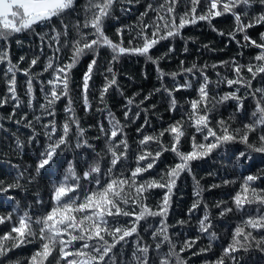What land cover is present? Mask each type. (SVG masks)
Here are the masks:
<instances>
[{
    "label": "snow or ice",
    "instance_id": "1",
    "mask_svg": "<svg viewBox=\"0 0 264 264\" xmlns=\"http://www.w3.org/2000/svg\"><path fill=\"white\" fill-rule=\"evenodd\" d=\"M256 24L264 26V0H0V107H10L0 121H12L0 133L18 154L0 155V264H264V32L254 38ZM190 26L235 42V54L211 66L226 74L212 80L207 63L183 60L179 72L165 71L178 42L184 52L196 43L185 35ZM133 58L145 77L154 70L157 86L128 95L116 65ZM116 92L123 121L106 103ZM155 96L172 114L159 128L149 124ZM209 160L222 162L223 175L209 171L202 185L195 169ZM185 177L194 199L173 218ZM25 246L29 255L13 259Z\"/></svg>",
    "mask_w": 264,
    "mask_h": 264
},
{
    "label": "trees",
    "instance_id": "2",
    "mask_svg": "<svg viewBox=\"0 0 264 264\" xmlns=\"http://www.w3.org/2000/svg\"><path fill=\"white\" fill-rule=\"evenodd\" d=\"M83 3V0H81ZM143 8H141V11ZM216 26L218 28L224 29L227 31L230 27V22L226 19L216 18ZM259 32H264V26H261L259 24L253 25L251 29V35L255 38ZM186 36H192L193 38H198L196 40L195 44L189 43L188 44V52H184L182 50L183 44L181 42H178L176 45L177 51L176 53L171 57L170 60L165 61L162 63V67L165 69L166 72L170 71H177L180 70L179 61L183 60L185 61V67L189 66L192 62H198L200 64L207 63L208 68L207 72L210 75L212 80L216 79V72L220 71L222 74H226L227 70L223 68V66H218L217 69H213L211 66L216 63L217 60H228L232 55L235 54V42L230 41V38L225 36L223 37L224 43L221 44V37L217 34L212 33L207 27H193L190 26L187 28L185 32ZM203 43H208L210 46H215L217 49L223 48V51H210V50H204L201 48V45ZM25 46H27V41H25ZM198 49H200L198 51ZM21 54V49L19 46L14 45L12 48V55L14 57ZM245 59H248L247 54L245 55ZM35 67V66H34ZM144 68L145 65L142 61L138 62L136 59H126L124 62L116 65V72H117V80L118 83L123 86L124 92L128 95H131L132 92H148L150 91L154 86H157L156 80L157 77L154 74V70L152 68L147 69V77L144 75ZM182 75V73H181ZM19 76H23V73H20ZM3 73L0 72V92H3L5 89L4 83H3ZM170 79V78H169ZM179 79V77H178ZM99 82V78H97V83ZM222 87L227 88V85H222ZM38 93V89H36ZM184 90H180L178 92V95H183ZM22 99L23 95L21 93ZM94 106H99L98 102L95 98H91ZM153 103L157 105L158 111L155 113L154 116L149 117V124H155L157 128H159L161 120L160 118H163V121L167 122L171 118V113L166 112L164 104L161 102L160 96H155L152 100ZM59 103V102H58ZM106 103L109 104L112 111L117 115L119 119L123 121V116L121 112V102H120V93H112L110 97L107 99ZM62 106V105H61ZM79 107V105H77ZM10 111L9 105H4L0 107V116H5ZM177 117L179 116V113L176 114ZM224 115L227 116V112H224ZM96 119H99L98 116L95 117ZM93 118L90 115L88 119V123H92ZM143 122L142 120L140 121ZM0 123H3L5 127H8L12 121H9L7 119L0 121ZM107 123V121H105ZM137 125H129V136L135 135V127ZM91 132H95V129H91ZM0 139H4L3 134L0 133ZM187 146V145H186ZM5 155V159L11 158L13 161L18 159V154L14 152L13 150H10L9 143L6 139H4V143L0 144V155ZM169 159L168 157H165V160ZM163 167V165H161ZM220 168L221 174L223 175V165L222 162L219 161H213L209 160L207 163L202 164L198 166L195 171L198 173V178L201 179V184L206 185L207 183H211V179L207 176V172L212 171L216 172L217 168ZM6 170V169H5ZM255 171V169H253ZM192 186L193 181L191 177H185L181 181H179V191L174 196V205L172 208V217L178 218L181 215H186L185 208L187 205H189L194 199L192 196ZM160 190L156 189L154 190V196L159 193ZM228 191L227 188L224 189H217L213 190V195L216 196H223V194ZM205 196L208 199V202L211 204L214 201L211 197L208 196L207 193H205ZM227 198V197H224ZM2 211V210H0ZM196 213H194L195 215ZM195 221H193V224ZM188 235H191V233H187ZM203 244H207V240L205 239L203 241ZM218 251V249H217ZM13 259H16L18 256L19 258L23 259V257L29 255L28 247L25 246L24 248L20 249L19 253H17L15 250L11 253ZM198 264V262H197Z\"/></svg>",
    "mask_w": 264,
    "mask_h": 264
}]
</instances>
